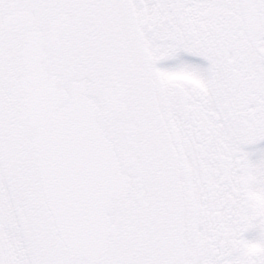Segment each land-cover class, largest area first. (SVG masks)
I'll use <instances>...</instances> for the list:
<instances>
[{
  "label": "snow or ice",
  "instance_id": "1",
  "mask_svg": "<svg viewBox=\"0 0 264 264\" xmlns=\"http://www.w3.org/2000/svg\"><path fill=\"white\" fill-rule=\"evenodd\" d=\"M0 264H264V0H0Z\"/></svg>",
  "mask_w": 264,
  "mask_h": 264
}]
</instances>
